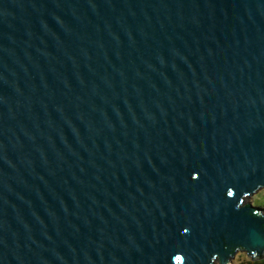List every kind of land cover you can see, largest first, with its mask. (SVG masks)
<instances>
[{
	"label": "water",
	"instance_id": "obj_1",
	"mask_svg": "<svg viewBox=\"0 0 264 264\" xmlns=\"http://www.w3.org/2000/svg\"><path fill=\"white\" fill-rule=\"evenodd\" d=\"M264 0H0V264L264 259Z\"/></svg>",
	"mask_w": 264,
	"mask_h": 264
},
{
	"label": "rangeland",
	"instance_id": "obj_2",
	"mask_svg": "<svg viewBox=\"0 0 264 264\" xmlns=\"http://www.w3.org/2000/svg\"><path fill=\"white\" fill-rule=\"evenodd\" d=\"M251 202L262 209H264V189L259 191L256 195L251 198ZM251 259L248 258L244 252L238 253L233 260L232 264H244L249 262Z\"/></svg>",
	"mask_w": 264,
	"mask_h": 264
},
{
	"label": "trees",
	"instance_id": "obj_3",
	"mask_svg": "<svg viewBox=\"0 0 264 264\" xmlns=\"http://www.w3.org/2000/svg\"><path fill=\"white\" fill-rule=\"evenodd\" d=\"M244 264H264V259L259 260V261H254V262L250 260L249 262L244 263Z\"/></svg>",
	"mask_w": 264,
	"mask_h": 264
}]
</instances>
